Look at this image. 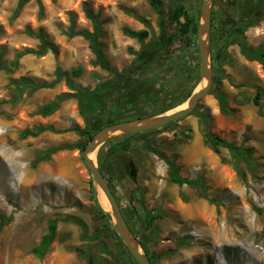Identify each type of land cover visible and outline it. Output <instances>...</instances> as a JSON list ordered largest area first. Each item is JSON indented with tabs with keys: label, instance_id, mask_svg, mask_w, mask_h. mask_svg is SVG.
<instances>
[{
	"label": "rangeland",
	"instance_id": "rangeland-1",
	"mask_svg": "<svg viewBox=\"0 0 264 264\" xmlns=\"http://www.w3.org/2000/svg\"><path fill=\"white\" fill-rule=\"evenodd\" d=\"M40 1L42 10L31 1L14 17L19 0H0V223L1 217L10 219L0 235V264H138L114 234L113 222L102 217L101 209L112 212L84 164V152L74 148L88 144L87 136L65 130L78 126L95 134L106 123L147 119L185 102L197 83L194 92L199 91L197 32L195 37L183 34L171 16L177 6L195 14L202 0H159L161 11L149 0ZM234 2L240 0L213 1L217 28ZM90 16L102 27L109 70L93 63L88 39L68 36L72 28L92 33ZM249 21L254 24L243 32L251 27L249 48H259L264 45V9ZM217 28L211 30V58L218 71L213 70L212 89L197 107L161 130L113 140L122 137L116 136L101 146L103 174L130 229L148 248L147 255L156 256L153 264H264V67L254 61L236 67L225 56L230 46L220 41ZM125 30L149 35L141 41ZM39 31L52 49L20 58L27 49H42ZM141 56L148 61L143 64ZM57 68L80 71L75 83L89 91L101 85L94 104L99 109L87 121L72 97L51 116L38 113L70 91L64 80L56 81ZM224 79L228 108L222 111L216 93ZM28 81L54 85L33 92ZM259 94L261 111L254 104ZM40 127L53 131L22 136ZM205 131L252 149L251 163L239 162L244 177L234 170L229 150L221 148V155L210 150ZM128 142L130 147L111 151ZM53 148L59 150L50 160L38 162ZM168 160L191 184L180 187L171 181ZM96 162L100 168L98 155ZM131 162L136 179L129 175ZM63 163L78 181L61 173ZM51 220L57 221L56 238L38 259L33 249Z\"/></svg>",
	"mask_w": 264,
	"mask_h": 264
},
{
	"label": "trees",
	"instance_id": "trees-1",
	"mask_svg": "<svg viewBox=\"0 0 264 264\" xmlns=\"http://www.w3.org/2000/svg\"><path fill=\"white\" fill-rule=\"evenodd\" d=\"M31 1H36L42 10V4H41L40 0H19L18 5H17V9L14 13V17H17L19 15V13L22 11V9ZM53 1H56V0H53ZM149 2L151 4V6L156 11H161V2L159 0H149ZM262 3H263L262 4L263 9H264V2L262 1ZM200 11H201V9L199 7L197 9V11H195V14H193V13H189L187 10H185V8L183 6H177L176 9L172 12L171 17H172V20L179 25L180 31L183 34H188L189 32H192L194 34V37H195L196 32H197V28H198V24H199ZM90 17L92 18V20L94 22V31L92 33L88 32V31L75 32L74 28H72L71 32L68 33V36L70 38H73L76 36H82V37L88 39L90 41V49L95 56V60L93 61V63L99 64L103 68L109 70L108 63H107L106 57L104 55L103 46H102V43L100 42V40L103 36L102 27L96 19H94L92 16H90ZM251 17H253V16H251ZM183 19H184V21H182ZM249 22H242V25H240L238 28H236L233 31H231V29L227 30L225 38L231 39V38L240 37L241 35H243V29L244 28H246L250 24H254V22H251V23H249ZM213 23H215L214 18H213ZM213 28L214 27L212 24V29ZM221 32H224V29ZM221 32H220V34H221ZM125 34L129 37L137 38L141 41H143V39L147 38L149 35L148 31L135 32V31H131V30H125ZM37 36L42 42V49L40 51L27 49L23 53L20 54V56H19L20 58L25 56V55H29V54H35V55L43 56L47 53L48 50L52 49V45L46 39L43 31H39ZM219 36H221V35H219ZM160 40H161L160 41L161 44L166 42L164 39V35L162 37H160ZM212 42H213V38L211 36V43ZM240 46L242 49V54L248 60L256 61L264 67V45L257 48V49H250L247 47V44L245 42H241ZM1 57H2V54L0 53V70H3L4 66L2 64ZM139 60L140 61L143 60L142 61L143 64L148 61V60H144L142 56L139 58ZM13 66L17 67L18 63L14 62ZM213 70L217 73L218 68L213 66ZM79 74H80V71H74L71 73V72L65 71L61 68H57L55 70L56 81L60 82V81L64 80L70 91L68 93H65L64 95H61L56 101H53V102L45 105L42 109H40L38 111V113L42 117H48V116L53 115L59 109L60 103L64 100H66L67 98H71V97L78 99V102L80 104L81 113L84 116L85 121L88 120V118H87L88 116H91L97 109H99V106L98 105L94 106V104L97 103L98 97H100L101 85H98L93 91H89L85 88H82L74 82V79L79 77ZM116 75L120 76L119 73H117ZM27 84L31 86V89L33 92H36L41 88H48V87H51L54 85V84L48 85L46 83L34 84L31 81H28ZM198 84L199 83H197L193 87V90L191 91L189 96H191L193 94V92L196 89ZM19 92H22V91L20 90ZM216 98L218 99L221 110L222 111L227 110L228 102H227L225 95L223 93H221L220 91H218L216 93ZM183 103H180L177 106L172 107L168 110H165L161 113H158L154 116L166 113L169 110H172L173 108H176ZM254 104L256 106H258V108L261 111L260 94L254 98ZM108 124L109 123H106V125H108ZM106 125L103 124V126H106ZM47 130L53 131V129H51V128L40 127V128H38V130L36 132L31 131V130H25L22 133V136L24 138L37 137L42 132L47 131ZM157 130H159V129H157ZM157 130L152 131V132H156ZM71 131L76 132L82 136H87L89 141L92 139V137L94 135V133L93 134L88 133V132L82 130L78 126H74L72 128H69L68 130H65V132H71ZM204 134H205V139H206V142H207L210 150H212L215 154L221 155V148L227 149L231 152L233 158L235 159V162L233 164L234 170L236 172H238L242 177H244L243 171L239 168V162L244 161L246 164H250L252 161L251 160L252 149L244 148V147H236L235 145L226 141L225 139L221 138L220 136L212 134V133L207 132V131H205ZM127 136H129V135H125L122 137H116L113 140L124 138V137L126 138ZM189 138H191V137H189ZM113 140H111V141H113ZM130 145H131V142H128V143H126L120 147L111 148V151L112 152H119L121 150H124V149L130 147ZM86 146H87V143L81 142V143H77L76 145H74V148L77 147L84 152ZM103 149H104V147H101V150L98 153L99 165H100V169L102 172H104V164H105V161H104L105 157L101 158L102 157L101 151H103ZM58 150H59V148H53V149L49 150L48 152H46L44 154V156H42L38 159V162L50 160L51 156L54 153H56ZM168 165L170 167V173H171L170 179L172 182L178 184L180 187H182L185 184H188V185L191 184V182L189 180L183 179L179 175V168L177 167V165L174 162L168 160ZM101 213H102V217L108 218V222L111 224L112 219H111L110 213L103 211L102 209H101ZM1 218L3 221L0 223V235L2 233L4 226L7 225L9 223V220H10V219H6L5 217H1ZM111 226H113V225H111ZM82 227L85 230V225H82ZM56 232H57V221L56 220L49 221L48 230H47L46 234L43 235L39 244L33 249V253L35 254V256L38 259H43L45 257L48 249L50 248V246L52 245V243L54 242V240L56 238ZM114 234H116V232ZM138 241L140 242V245H141L142 249L144 250V252L146 254L149 253L148 248L144 245L143 241H141V239H138ZM155 257H156L155 255H149L148 256L149 260L151 261V264H153V260L155 259Z\"/></svg>",
	"mask_w": 264,
	"mask_h": 264
},
{
	"label": "water",
	"instance_id": "water-1",
	"mask_svg": "<svg viewBox=\"0 0 264 264\" xmlns=\"http://www.w3.org/2000/svg\"><path fill=\"white\" fill-rule=\"evenodd\" d=\"M213 1L214 0H202L199 24L197 28L198 50L201 60L200 68L202 89L194 92L183 104H181L184 106V109H182L181 112L171 113L168 111L147 119L111 123L101 127L93 135L84 150V164L91 173L94 183L104 192L109 201L112 209V213L110 215L113 218L112 222L114 224L116 234L121 239L122 243L127 246L138 264H151V261L127 224L120 205L111 190L109 182L96 162L98 151L101 146L116 136L155 131L186 117L197 107L200 100L211 91L214 83L213 62L211 58ZM129 175L134 179H136L138 175L137 167L132 162L129 164Z\"/></svg>",
	"mask_w": 264,
	"mask_h": 264
},
{
	"label": "crops",
	"instance_id": "crops-1",
	"mask_svg": "<svg viewBox=\"0 0 264 264\" xmlns=\"http://www.w3.org/2000/svg\"><path fill=\"white\" fill-rule=\"evenodd\" d=\"M241 24L239 25H227L226 28L224 29V32H221V36H220V41L225 43V44H228L230 47V49L228 48V52L225 54L226 58L228 60H233L236 65V67H242L243 64H245V62H253V61H250L248 60L243 54H242V49H241V46H240V43L241 42H245L247 44V47L249 48L250 46L248 45V41H247V37H246V32L251 28V27H248V30L246 32H243V35H241L240 37H236V38H225L226 36V31L231 29V31L235 30L236 28H238ZM132 31V30H131ZM144 31V30H142ZM142 31H139V32H142ZM89 32V31H88ZM136 32V31H135ZM227 39V40H226ZM101 42V40H100ZM103 46V44H102ZM224 47V46H223ZM253 49H257V48H253ZM105 55V53H104ZM106 57V56H105ZM256 62V61H254ZM78 78V77H77ZM232 76H231V73L230 74H226V80L228 79H231ZM222 81V80H221ZM74 82H75V79H74ZM223 84H225V79L222 81L221 83V87H220V92L223 93L226 97V94L225 92L223 91L222 89V86ZM227 99V98H226ZM170 111V110H169Z\"/></svg>",
	"mask_w": 264,
	"mask_h": 264
},
{
	"label": "flooded vegetation",
	"instance_id": "flooded-vegetation-1",
	"mask_svg": "<svg viewBox=\"0 0 264 264\" xmlns=\"http://www.w3.org/2000/svg\"><path fill=\"white\" fill-rule=\"evenodd\" d=\"M264 0H240L239 4L234 2L231 4V12L235 11L236 16L238 17V20H234L232 13H225L226 21H222V23L217 26L213 23L212 18V24L214 28L218 29V32H221L223 29L226 28V26L229 25H242V22H249L251 16L257 17V13H259L263 9V3ZM224 22V23H223ZM213 28V29H214ZM214 72V71H213Z\"/></svg>",
	"mask_w": 264,
	"mask_h": 264
},
{
	"label": "bare ground",
	"instance_id": "bare-ground-1",
	"mask_svg": "<svg viewBox=\"0 0 264 264\" xmlns=\"http://www.w3.org/2000/svg\"><path fill=\"white\" fill-rule=\"evenodd\" d=\"M201 86H200V89H199V91L202 89V84H200ZM182 106V105H181ZM182 109H184V106H182L181 107V109H177L176 111H174V112H171V113H175V112H181L182 111ZM18 160H21L20 158H14V161L16 162V161H18ZM73 169L71 168V167H69V166H66L64 163L62 164V166H61V169H60V171H61V173L63 174V175H65L66 177H68L69 179L70 178H73V179H76V181H78V176L75 174L76 172L75 171H72ZM56 174V173H55ZM59 178V177H58ZM77 183V182H76ZM101 190V189H100ZM104 192L103 191H101V197L103 198V200H104V204L106 205V207H108V210H111V212H112V209H111V207H110V204H109V202H108V199H107V197L105 196V194H103ZM102 200V201H103Z\"/></svg>",
	"mask_w": 264,
	"mask_h": 264
},
{
	"label": "clouds",
	"instance_id": "clouds-1",
	"mask_svg": "<svg viewBox=\"0 0 264 264\" xmlns=\"http://www.w3.org/2000/svg\"><path fill=\"white\" fill-rule=\"evenodd\" d=\"M0 132H2V130H0Z\"/></svg>",
	"mask_w": 264,
	"mask_h": 264
}]
</instances>
